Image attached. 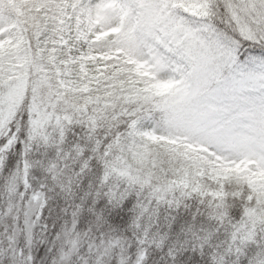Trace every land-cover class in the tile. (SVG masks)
<instances>
[{
    "label": "snow or ice",
    "instance_id": "obj_1",
    "mask_svg": "<svg viewBox=\"0 0 264 264\" xmlns=\"http://www.w3.org/2000/svg\"><path fill=\"white\" fill-rule=\"evenodd\" d=\"M0 264H264V0H0Z\"/></svg>",
    "mask_w": 264,
    "mask_h": 264
}]
</instances>
